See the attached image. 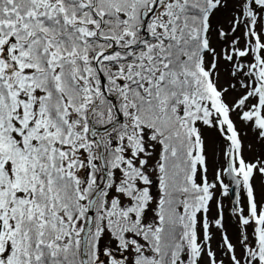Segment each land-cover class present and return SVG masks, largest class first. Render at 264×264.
Returning a JSON list of instances; mask_svg holds the SVG:
<instances>
[{
	"label": "snow or ice",
	"instance_id": "1",
	"mask_svg": "<svg viewBox=\"0 0 264 264\" xmlns=\"http://www.w3.org/2000/svg\"><path fill=\"white\" fill-rule=\"evenodd\" d=\"M248 131L264 0H0V264H264Z\"/></svg>",
	"mask_w": 264,
	"mask_h": 264
},
{
	"label": "rangeland",
	"instance_id": "2",
	"mask_svg": "<svg viewBox=\"0 0 264 264\" xmlns=\"http://www.w3.org/2000/svg\"><path fill=\"white\" fill-rule=\"evenodd\" d=\"M206 135L210 138V140L212 141V147L214 148V156L216 157L217 161L219 163H223V160L220 157V153H221V149L223 147V143L222 141H220L219 139V135L218 133H216L214 130H208L206 131ZM251 142L253 147L251 151H248L246 149L245 151V156L246 158H254L256 155L261 154L262 150L261 149V145H258L255 143V140L253 138V134L251 133V131H248L247 136L245 137V144L247 145V143ZM224 206H225V214L227 216V209L230 207V199L228 197H221ZM216 213V208H215V204L212 205V212H211V216H215ZM233 231V226L231 224H229V232L230 234ZM219 241V233H216V239L213 241V246H216V243Z\"/></svg>",
	"mask_w": 264,
	"mask_h": 264
}]
</instances>
